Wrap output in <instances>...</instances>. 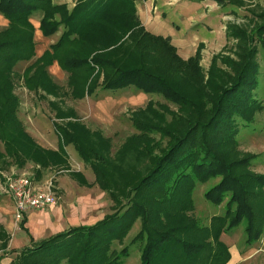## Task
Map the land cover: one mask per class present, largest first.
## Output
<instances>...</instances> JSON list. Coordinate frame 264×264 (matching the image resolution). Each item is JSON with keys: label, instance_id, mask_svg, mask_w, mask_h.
<instances>
[{"label": "trees", "instance_id": "1", "mask_svg": "<svg viewBox=\"0 0 264 264\" xmlns=\"http://www.w3.org/2000/svg\"><path fill=\"white\" fill-rule=\"evenodd\" d=\"M135 1L76 0L68 9L51 0H0V15L8 23L0 31V171L14 167L19 174L28 163L41 169L67 168L65 148L71 145L91 169L94 183L115 204L111 213L91 226L70 227L39 242L31 240L29 246L12 251L16 255L11 264H123L130 247L142 243L138 264H225L229 252L219 239L221 234L244 223L246 244L251 245L264 233V203H250L258 195L242 181L246 178L264 187V175H236L251 157L226 162L214 151L219 142L233 137L236 121L249 122L260 107L252 91L258 84V47L264 54V18L253 36L230 26L238 39L237 61L227 60L231 74L219 70L213 58L202 82L203 77L197 78L198 55L182 60L168 37L147 32L136 14ZM214 1L221 6L224 0ZM35 14L41 15L43 36H51L59 28L63 32L25 69L27 89L55 94L58 88L46 68L56 61L69 73L75 98L91 96L96 90L131 87L161 96L180 113L163 105L158 112L151 104L134 112L130 120L138 134L128 137L112 154L109 139L91 132L74 118L73 110L65 113L54 103L58 119L74 120L64 126L52 124L57 151L35 143L17 116L19 100L13 92L12 71L18 62L34 56L31 20ZM97 72L101 83H89L88 78ZM188 80L189 92L182 90ZM153 133L169 137L167 146L151 139ZM37 174L39 177V170ZM71 177L89 186L80 173L72 172ZM216 177L218 183L204 192V198L215 206L223 204L222 214L214 216L208 227L187 222L183 214L192 203H181L177 197ZM161 217H169L172 224L162 226ZM138 220L140 228L130 244L115 251L114 243H121ZM189 234L204 241L188 240ZM9 240L0 225L2 253Z\"/></svg>", "mask_w": 264, "mask_h": 264}, {"label": "rangeland", "instance_id": "2", "mask_svg": "<svg viewBox=\"0 0 264 264\" xmlns=\"http://www.w3.org/2000/svg\"><path fill=\"white\" fill-rule=\"evenodd\" d=\"M51 2L52 4L66 2L65 5L67 6V4H71L72 0H51ZM180 10L184 13V18L180 20L172 17L171 21L175 22L174 27L180 24L181 31L189 39L196 36L199 42L196 48H189L191 56L188 58L179 55L177 49L176 53L182 60H188L194 57L195 54L198 55L200 72H198L197 78L201 79L203 77L202 82H204L213 58H216L215 65L219 70L231 74V68L227 60L237 61L235 51L238 39L232 35L230 26H236L238 29L245 30L249 36H253V30L264 18V0H224L221 6L214 0H198L187 2ZM0 17L6 21L1 15ZM189 19L194 21L191 26L188 24ZM6 26L0 24V31ZM59 31H61L60 34L58 33ZM62 32L63 29L59 28L51 36L45 37L38 27V29L34 30V40L38 43L42 41L56 43ZM35 56L34 43V56L30 60L18 62L13 67V92L19 100L18 119L22 125L26 124L27 129L32 133L28 135L34 142L45 149L51 151H57L58 149V137L54 131L53 123L64 126L69 119L73 121L74 118H77L91 132H98L109 139L111 153L113 154L124 144L128 137L138 134L130 120L134 112L144 110L151 104L158 112L163 110L160 106L163 105L175 113H180L174 104L161 96L139 93L131 87L118 91L99 92L96 97L84 96L83 98H75L68 84L69 73L60 68L56 61H53L52 64L56 63L62 70L63 78L55 79L50 74L52 64L46 70L50 80L58 88L55 92L58 95L47 94L41 90H29L24 85L23 73L26 68L39 58L35 59ZM257 63L259 64L258 84L252 91V95L254 99L261 103L260 107L252 112L249 122L236 121L235 125L237 127L235 126L233 137L229 141L219 142L217 149H214L226 162L251 157L248 166L236 170V175H264V54L259 47ZM87 81L91 84L101 83V73L97 72L91 75ZM189 86L188 80L186 84L184 82L182 90L185 89L189 92ZM54 103L65 113H69L70 111L68 110H73L74 118L58 119L56 110L52 106ZM166 118H170L169 114H166ZM23 127L25 129L24 125ZM150 137L164 146H167L170 139L169 137L163 138L157 133L151 134ZM65 149L68 154L67 168L52 166L41 169L39 165L28 163L21 173L26 171L30 175L33 174L34 183H43L45 180L51 179L54 186H57V178L61 177V183L66 181L68 184L66 185L65 189L67 191L65 190L66 193L63 198L66 202H71L75 207L73 210L77 211L76 215L65 218V225L68 226L66 229L76 226H91L101 220L104 215L111 213L115 204L94 183L91 169L80 159L73 146H67ZM13 170L16 171L14 167L0 171L2 174L1 181L3 176L9 175ZM38 170L40 172L39 177L37 174ZM72 172L80 173L89 183V186L80 185L77 179L71 177ZM219 179V177H216L209 179L206 183H197L190 194H185L182 198L180 196L177 197L179 201H182L181 203H192L191 209L183 214L187 222H197L198 227H208L214 216L222 214L223 204L215 206L204 198V192L218 183ZM242 181L246 188L258 195L250 203H264V187H261L257 182L247 181L246 178L242 179ZM101 193L104 194V200L101 199ZM96 211L97 214H95ZM160 220L162 226L173 222L169 217L164 219L161 217ZM19 222L20 220L11 219L10 227L11 229L18 228V231H21L20 233L18 232L16 237L22 241L26 237L24 231L19 228ZM15 223L16 225H14ZM139 228L140 222L138 220L121 243H114L113 248L115 251H120L124 246L129 245ZM186 238L192 241H204L193 234H189ZM42 239L35 242H39ZM219 239L228 247L229 259L225 264H264V233L256 242L248 245L246 244L244 223H241L229 233L221 234ZM8 245H10V242H8ZM142 245L143 243L141 245H130V256L123 261V264H138ZM15 255L9 248L3 253L0 250V258H2L0 262L4 260L5 264H11Z\"/></svg>", "mask_w": 264, "mask_h": 264}, {"label": "crops", "instance_id": "3", "mask_svg": "<svg viewBox=\"0 0 264 264\" xmlns=\"http://www.w3.org/2000/svg\"><path fill=\"white\" fill-rule=\"evenodd\" d=\"M64 1V0H60ZM198 1V0H136L135 8L136 14L140 20L141 25L144 29L157 36L168 37L171 44L177 49L178 54L184 58L191 56V51L189 48H196L199 42L196 36H193L189 39L186 34L181 31V25L178 24L174 27L175 22L171 21L172 17L174 19H183L184 13L180 10L181 7L185 6L187 2ZM66 2H61L60 4H65ZM71 4H67L68 9H71L74 6L75 1L72 0ZM57 4V5H60ZM41 15L35 14L32 17L31 22H33L34 30L38 29L39 21ZM189 25L194 24L192 19H189ZM0 24L6 26L7 21H4L0 17ZM194 26V25H193ZM62 30V28H60ZM61 31L58 33L60 34ZM53 41V40H51ZM35 43V59L40 57L52 44L50 41H42L38 43L34 40ZM190 53V54H189ZM50 74L56 79L63 78V72L60 70L56 63H53L50 67ZM99 91L95 92L93 95L96 97ZM25 126V131L29 134V130ZM32 134V133H30ZM14 171V170H13ZM0 176L2 174L0 173ZM60 178H57V186H54V196L56 198V204L53 207H50L46 211L40 212L35 210L26 211L18 220L19 228L24 231L26 239L20 241L17 239L18 228L11 229V219H15L14 205L13 201L9 196H7L1 185H0V225L9 234L10 245L7 244V248L11 251L20 250L26 246L30 245L31 240L33 242L47 238L51 235L60 233L64 230H67L65 225V218L67 216L76 215L77 211L73 210L74 205L71 202H66L63 198V195L66 193L67 182L61 183ZM75 179V178H74ZM0 178V183H1ZM89 184V183H88ZM79 185V184H78ZM66 190V191H65ZM96 190V189H95ZM98 192V191H97ZM104 194L101 193V199L104 200ZM86 205V204H84ZM77 208V207H76ZM99 211V210H98ZM97 214V211L96 213ZM81 216V215H80ZM102 216V215H101ZM16 225V223L14 224ZM17 227V226H16ZM2 260L0 264H5Z\"/></svg>", "mask_w": 264, "mask_h": 264}, {"label": "built area", "instance_id": "4", "mask_svg": "<svg viewBox=\"0 0 264 264\" xmlns=\"http://www.w3.org/2000/svg\"><path fill=\"white\" fill-rule=\"evenodd\" d=\"M33 180L34 175L26 171L19 174L12 171L3 176L0 185L13 201L16 220L28 210L43 212L56 204L52 180L43 183H34Z\"/></svg>", "mask_w": 264, "mask_h": 264}]
</instances>
